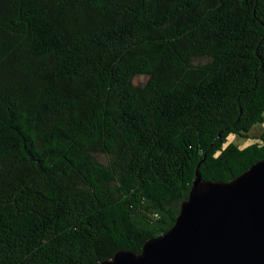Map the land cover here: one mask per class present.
Wrapping results in <instances>:
<instances>
[{"label": "trees", "instance_id": "16d2710c", "mask_svg": "<svg viewBox=\"0 0 264 264\" xmlns=\"http://www.w3.org/2000/svg\"><path fill=\"white\" fill-rule=\"evenodd\" d=\"M263 122L264 0H0V264L140 253Z\"/></svg>", "mask_w": 264, "mask_h": 264}, {"label": "water", "instance_id": "95a60500", "mask_svg": "<svg viewBox=\"0 0 264 264\" xmlns=\"http://www.w3.org/2000/svg\"><path fill=\"white\" fill-rule=\"evenodd\" d=\"M99 264H264V160L228 182L197 168L166 232Z\"/></svg>", "mask_w": 264, "mask_h": 264}, {"label": "rangeland", "instance_id": "374dc122", "mask_svg": "<svg viewBox=\"0 0 264 264\" xmlns=\"http://www.w3.org/2000/svg\"><path fill=\"white\" fill-rule=\"evenodd\" d=\"M144 81H145V78L142 76H138L135 79V82L139 83V84H142ZM261 131H264V122L262 124H258L256 127H254V129L252 130L250 135L246 138H241V137L236 136V135H230L227 139V142L224 143L223 147L227 146L228 144H234L238 148L243 149V148H245L251 144L259 143L260 138H257V137L259 136V133Z\"/></svg>", "mask_w": 264, "mask_h": 264}]
</instances>
